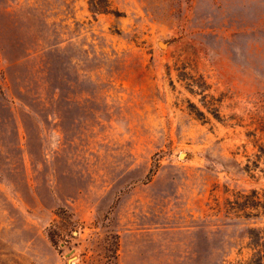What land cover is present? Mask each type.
<instances>
[{"label": "rangeland", "instance_id": "374dc122", "mask_svg": "<svg viewBox=\"0 0 264 264\" xmlns=\"http://www.w3.org/2000/svg\"><path fill=\"white\" fill-rule=\"evenodd\" d=\"M249 228L264 0H0V264H226Z\"/></svg>", "mask_w": 264, "mask_h": 264}, {"label": "trees", "instance_id": "16d2710c", "mask_svg": "<svg viewBox=\"0 0 264 264\" xmlns=\"http://www.w3.org/2000/svg\"><path fill=\"white\" fill-rule=\"evenodd\" d=\"M149 174H146V178ZM252 237L257 239L249 242L247 246L249 252L246 257L229 261L226 264H264V234H260V230L249 228ZM250 236V237H251Z\"/></svg>", "mask_w": 264, "mask_h": 264}, {"label": "water", "instance_id": "95a60500", "mask_svg": "<svg viewBox=\"0 0 264 264\" xmlns=\"http://www.w3.org/2000/svg\"><path fill=\"white\" fill-rule=\"evenodd\" d=\"M157 44L159 47H163L165 45V43L163 41H160V40L157 41ZM180 155L182 156L183 153H181Z\"/></svg>", "mask_w": 264, "mask_h": 264}]
</instances>
